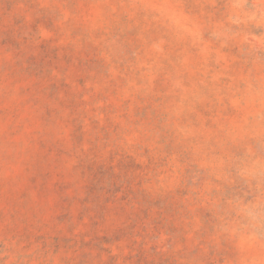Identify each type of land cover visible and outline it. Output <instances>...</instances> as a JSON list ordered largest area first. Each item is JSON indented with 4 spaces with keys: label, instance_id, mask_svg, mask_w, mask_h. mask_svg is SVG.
<instances>
[{
    "label": "rangeland",
    "instance_id": "374dc122",
    "mask_svg": "<svg viewBox=\"0 0 264 264\" xmlns=\"http://www.w3.org/2000/svg\"><path fill=\"white\" fill-rule=\"evenodd\" d=\"M0 264H264V0H0Z\"/></svg>",
    "mask_w": 264,
    "mask_h": 264
}]
</instances>
